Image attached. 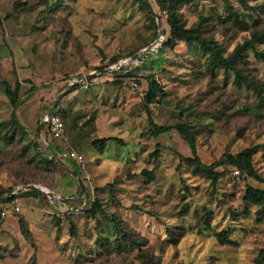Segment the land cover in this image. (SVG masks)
<instances>
[{
    "label": "rangeland",
    "instance_id": "1",
    "mask_svg": "<svg viewBox=\"0 0 264 264\" xmlns=\"http://www.w3.org/2000/svg\"><path fill=\"white\" fill-rule=\"evenodd\" d=\"M147 1L159 16L156 0ZM244 1L198 0L180 12L187 27L198 24L228 56L264 31V0ZM154 13L157 29L137 0H0V80L19 85L23 127L9 123L12 108L0 88V201L31 185L57 198L34 189L13 195L8 205L19 212L0 220V264H254L264 250V204L243 201L247 187L264 191V184L230 167L216 169V184L195 171L176 131L149 133L142 93L153 76L164 94L150 107L154 123L185 122L204 164L255 148L253 166L263 177L264 99L235 87L233 75L214 68L198 45L170 48L169 29L161 20L159 34ZM244 54L249 74L264 86L263 64ZM113 61L126 62L119 73L109 70ZM55 102L66 116L63 140L44 126L39 131ZM82 116H94L93 131L80 129L82 122L73 127L71 119ZM85 133L119 141L99 153ZM69 150L84 163L65 158ZM96 202L103 214H90ZM123 231L143 244L121 238L117 246ZM219 232L230 243L219 242Z\"/></svg>",
    "mask_w": 264,
    "mask_h": 264
},
{
    "label": "trees",
    "instance_id": "2",
    "mask_svg": "<svg viewBox=\"0 0 264 264\" xmlns=\"http://www.w3.org/2000/svg\"><path fill=\"white\" fill-rule=\"evenodd\" d=\"M139 6L143 8L154 28L157 29L155 24V19L152 13L148 10L144 0H137ZM198 0H156L159 16L161 20H164L168 29L169 36L166 40V44L172 48L178 43L185 44H195L204 49L210 55L211 62L214 68L222 69L225 76L233 75V85L237 88H244L247 91L253 92L259 99H264V86L261 85L258 81L254 80L249 74V68L247 66V56H245V50L251 51L254 59L264 66V49L259 48L264 45V31L253 32L248 40H245L241 45H237L232 53L228 56L223 55V51L218 44L211 42L205 39L202 36L200 26L195 24L191 27H187L186 21L183 18L180 8L185 5H190ZM242 5H245L244 0H237ZM232 15V13H231ZM235 21L237 19L234 17ZM118 62L113 61V64L116 65ZM109 66V65H108ZM118 73L121 71V68L116 70ZM114 71L115 73H117ZM214 72H212L213 75ZM127 77L129 75H126ZM147 89L144 91L142 98L143 109L147 115V122L149 126V133L152 136L158 137L161 135H166L171 131H176L182 139L187 143L192 158L185 159L192 163L195 171L202 173L206 179L210 180L213 184H216L220 178V173L216 171L217 168H232L233 170L240 172L245 178H251L259 183L264 184V177L260 175L253 166V155L255 153V148L245 149L237 154H226L218 161L214 162L211 165L204 164L198 154H197V145L194 134L192 133L191 128L185 122H177L173 124H164L157 125L153 121V115L151 112V106L157 105L159 100H162L164 97L161 87L156 82L153 76H148L146 78ZM0 88L3 89L6 98L9 101V104L12 108L10 124L17 127L19 130H23V127L18 121L16 112L21 106L22 101L18 97L19 85L16 84L14 88L7 81L0 80ZM35 88H31L29 93H32ZM61 119L64 122L66 129V116L65 113L61 110ZM94 116H91L88 119H85V116L79 118H72L71 123L73 127L77 126L78 123H81L80 129H84L86 126L90 125V131L94 130ZM64 129V134H65ZM23 132V131H22ZM87 137V145L90 148L97 150L99 153H102L109 145V142L119 141L116 138H88V134L85 133ZM155 156H158V152H155ZM37 156L41 159L46 160L41 157L37 152ZM54 156V154H53ZM50 163H55L53 160H48ZM76 172V171H75ZM77 173V172H76ZM78 174V173H77ZM141 175L146 177L148 180L154 178V174L151 171L143 170ZM45 188V187H44ZM12 190H8L11 192ZM30 193L38 194V191L29 190ZM14 197H9L4 204L0 206V212L10 203H12ZM243 201L247 204L261 206L264 204V191L258 190L252 187H247L243 196ZM90 214H103L101 206L96 202L91 205L89 210ZM0 220L3 218L0 216ZM20 233L22 237L26 240L31 239V232L29 231L27 224L24 220L19 219L18 221ZM74 229L71 230V234L74 235ZM117 227L115 232V237L117 234ZM120 237L116 238V245L119 246L122 239H129L131 243L141 246L143 242L140 240H135L132 236L127 235L124 231L120 233ZM216 239L221 243H230L226 237L225 232L216 233ZM254 264H264V250L260 251L259 258L255 261Z\"/></svg>",
    "mask_w": 264,
    "mask_h": 264
},
{
    "label": "built area",
    "instance_id": "3",
    "mask_svg": "<svg viewBox=\"0 0 264 264\" xmlns=\"http://www.w3.org/2000/svg\"><path fill=\"white\" fill-rule=\"evenodd\" d=\"M133 87H137L136 84H133ZM144 95V92L142 93ZM41 121L43 125H46L50 135L53 139L55 140H63L65 139V134H64V122L61 119V109L59 108L58 105H55L50 108L49 112L47 114H43ZM65 158L73 160L77 164H82L84 163L83 156L76 153L73 150H69L64 153L63 155ZM11 209V210H10ZM18 213L19 212V207L17 206H12V205H7L1 212L0 216L2 218H5L9 212Z\"/></svg>",
    "mask_w": 264,
    "mask_h": 264
},
{
    "label": "water",
    "instance_id": "4",
    "mask_svg": "<svg viewBox=\"0 0 264 264\" xmlns=\"http://www.w3.org/2000/svg\"><path fill=\"white\" fill-rule=\"evenodd\" d=\"M144 1H145V4H146L147 8H148L152 13H154V11H153L152 7L150 6V4L148 3V1H147V0H144ZM154 15H155V18H156V21H157V25H158V29H159V34L161 35V34H162V30H161V19H160V17H159L157 14L154 13ZM153 46H154V45H153ZM150 48H151V47H147V48L144 50V52L147 53V52L150 50ZM125 63H126V62H122V63H120V64H118V65H116V66H113V67L110 68L109 70H110V71L117 70V69L123 67ZM94 75H95V73H92V74L87 75L86 77L79 78V80H76V81H74L73 83H71V84L68 86V89H70L72 86H74V85L77 84L78 82H85V81H88L89 79L93 78ZM59 98H60V96L57 98V100H58ZM55 105H56V102L53 103V104L47 109V111L45 112V114H47V113L49 112L50 108L53 107V106H55ZM42 126H43V123H42V121H41V124H40V127H39V131L41 130ZM51 159H55L56 161H58L55 157H51ZM58 162H59L61 165H63L62 162H60V161H58ZM72 174H73V176H75V177L77 178V180H78V184H79V186H80V192H83V191H84V185H83L82 181H81V180H80V179H79L74 173H72ZM25 189H34V190H38V191L42 192L44 195L48 196V197L51 198V199H57V198H55V197H54V196H53L48 190L46 191V190H43V189H42L41 187H39V186H33V185H31V186H26V187H23V188H18L15 192H13V193H12L11 195H9L8 197H11V196L17 194L18 191H20V190H25ZM8 197H6V198H4L3 200L0 201V206H1L2 204L5 203V201L7 200Z\"/></svg>",
    "mask_w": 264,
    "mask_h": 264
},
{
    "label": "crops",
    "instance_id": "5",
    "mask_svg": "<svg viewBox=\"0 0 264 264\" xmlns=\"http://www.w3.org/2000/svg\"><path fill=\"white\" fill-rule=\"evenodd\" d=\"M47 130H48V128H47V126L46 125H43ZM43 126H42V128H43ZM41 128V129H42ZM9 214H11V215H14V213L11 211V212H9L7 215H9ZM16 214V213H15ZM7 217V216H6ZM5 217V218H6ZM5 218H3V219H5ZM6 224L8 225V221L6 222Z\"/></svg>",
    "mask_w": 264,
    "mask_h": 264
},
{
    "label": "bare ground",
    "instance_id": "6",
    "mask_svg": "<svg viewBox=\"0 0 264 264\" xmlns=\"http://www.w3.org/2000/svg\"><path fill=\"white\" fill-rule=\"evenodd\" d=\"M42 189L47 191V189H46V188H42ZM48 191H49V190H48Z\"/></svg>",
    "mask_w": 264,
    "mask_h": 264
}]
</instances>
